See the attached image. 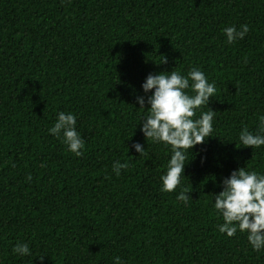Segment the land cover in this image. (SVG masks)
Masks as SVG:
<instances>
[{
    "label": "trees",
    "instance_id": "1",
    "mask_svg": "<svg viewBox=\"0 0 264 264\" xmlns=\"http://www.w3.org/2000/svg\"><path fill=\"white\" fill-rule=\"evenodd\" d=\"M196 66L216 88L213 136L162 192L169 146L145 140L135 97L148 73ZM59 111L77 117L79 157L48 132ZM262 113L264 0H0V264H264L217 230L212 201L233 169L264 172V145L238 140ZM114 161L129 166L117 176Z\"/></svg>",
    "mask_w": 264,
    "mask_h": 264
},
{
    "label": "clouds",
    "instance_id": "2",
    "mask_svg": "<svg viewBox=\"0 0 264 264\" xmlns=\"http://www.w3.org/2000/svg\"><path fill=\"white\" fill-rule=\"evenodd\" d=\"M248 31L247 24H241L239 28L228 25L222 29L228 44L243 39ZM163 62H166L164 56L159 63ZM141 89L145 95L137 94L135 97L139 108L146 109V112L139 114L140 131L146 141L169 146L170 155L159 180L162 192H172L180 184L181 174L184 175L187 152L213 136L215 111L208 104L216 88L196 66L190 67L186 73L172 69L156 74L148 73L141 83ZM203 105L208 106L207 111L201 109ZM76 125V115L71 111H59L48 132L79 157L85 142ZM238 140L240 146L259 148L264 145V113L258 115L255 131H249L247 126L241 127ZM131 147L139 155L145 151L139 142H134ZM128 166L127 161H114L112 171L119 176L120 170ZM27 179H31L30 174ZM220 184L221 190L212 193L213 208L222 219L217 230L228 237L239 231L246 235L254 251H264V172L250 170L245 166L237 167ZM188 192V189L181 188L176 195L177 201L187 204ZM12 252L23 257L30 254V248L27 243L18 241L13 245ZM113 264L123 262L119 256H115Z\"/></svg>",
    "mask_w": 264,
    "mask_h": 264
}]
</instances>
